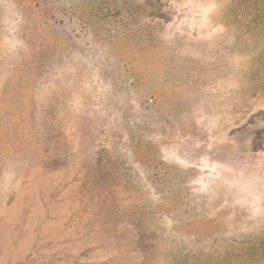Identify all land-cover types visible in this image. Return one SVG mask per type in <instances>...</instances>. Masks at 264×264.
I'll use <instances>...</instances> for the list:
<instances>
[{
    "label": "rangeland",
    "instance_id": "obj_1",
    "mask_svg": "<svg viewBox=\"0 0 264 264\" xmlns=\"http://www.w3.org/2000/svg\"><path fill=\"white\" fill-rule=\"evenodd\" d=\"M0 264H264V0H0Z\"/></svg>",
    "mask_w": 264,
    "mask_h": 264
}]
</instances>
